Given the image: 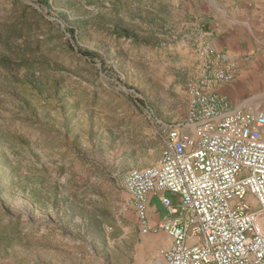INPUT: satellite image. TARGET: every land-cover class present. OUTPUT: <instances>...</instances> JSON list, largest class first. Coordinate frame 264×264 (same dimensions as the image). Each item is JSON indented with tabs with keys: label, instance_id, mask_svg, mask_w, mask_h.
I'll return each instance as SVG.
<instances>
[{
	"label": "rangeland",
	"instance_id": "374dc122",
	"mask_svg": "<svg viewBox=\"0 0 264 264\" xmlns=\"http://www.w3.org/2000/svg\"><path fill=\"white\" fill-rule=\"evenodd\" d=\"M189 1L0 0V26L36 9L0 38V264H155L122 181L185 117Z\"/></svg>",
	"mask_w": 264,
	"mask_h": 264
},
{
	"label": "built area",
	"instance_id": "2783aa9c",
	"mask_svg": "<svg viewBox=\"0 0 264 264\" xmlns=\"http://www.w3.org/2000/svg\"><path fill=\"white\" fill-rule=\"evenodd\" d=\"M194 51L184 119L161 125L159 158L129 169L122 188L140 231L170 238L157 264H264V111L233 105L219 90L235 77L223 52L205 39ZM150 194L173 217L151 225Z\"/></svg>",
	"mask_w": 264,
	"mask_h": 264
},
{
	"label": "crops",
	"instance_id": "0c3cea01",
	"mask_svg": "<svg viewBox=\"0 0 264 264\" xmlns=\"http://www.w3.org/2000/svg\"><path fill=\"white\" fill-rule=\"evenodd\" d=\"M192 1L194 5L189 1L191 9L187 7L184 17L189 20L194 15L195 31L183 36V48L190 65L193 66L196 62L194 44L202 39L207 40L215 49L223 52L227 61L233 63L235 68L234 80L219 90L233 105L249 99L257 107L255 110L264 111V0ZM187 20L185 23L188 25L191 22ZM164 194L171 199L173 205L178 204L176 195L169 192ZM147 211L151 225L173 217L157 195L148 196ZM157 236L167 238L170 244L167 233L160 232L150 238L153 245L157 246ZM160 259L161 257L155 264Z\"/></svg>",
	"mask_w": 264,
	"mask_h": 264
},
{
	"label": "trees",
	"instance_id": "16d2710c",
	"mask_svg": "<svg viewBox=\"0 0 264 264\" xmlns=\"http://www.w3.org/2000/svg\"><path fill=\"white\" fill-rule=\"evenodd\" d=\"M27 9H28L29 13L36 11V9L30 5L25 6L23 9L24 12L22 11L23 14H22V16L18 22L10 24V25L2 24L0 26V38L4 37L5 39H7L8 42H10V41H12V39H15L18 36H23V35L29 34V31L33 27V22L28 21L27 17L25 16ZM67 30H70V29H67ZM8 46H10V45H8ZM84 52L88 56L93 54L89 50H85Z\"/></svg>",
	"mask_w": 264,
	"mask_h": 264
}]
</instances>
